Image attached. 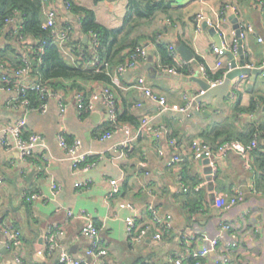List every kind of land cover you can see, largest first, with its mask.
Segmentation results:
<instances>
[{"label": "crops", "instance_id": "0c3cea01", "mask_svg": "<svg viewBox=\"0 0 264 264\" xmlns=\"http://www.w3.org/2000/svg\"><path fill=\"white\" fill-rule=\"evenodd\" d=\"M65 1L51 0L49 5L42 7L40 16L43 22L49 8L56 11L58 29L54 39L66 62L76 66L79 59L72 46L60 42L59 34L64 31L61 27L70 24L72 38L78 42L75 45L77 49L89 46L90 41L83 42L86 35L67 10ZM69 1L91 10L96 22L109 30L120 29L128 12V0ZM165 1L170 5L167 13H158L152 20H142L130 36V39H136L147 47L146 58L123 73L114 69L111 78L110 89L117 99L119 113H127L138 122L142 117L152 119L149 131L138 137L134 135L136 126L123 122L130 128V147H114L125 138L122 133L107 140L99 139L98 134L107 126L106 111L100 103L93 112L82 117L74 104L73 94L69 93L63 95L67 105L64 114L59 113L58 100L53 98L48 101L47 112L42 114L22 104L12 107L9 101L14 93L0 90V131L5 125L24 118L26 132L42 135L45 144V148L37 149L29 160L31 162L23 160L16 151L5 152L0 146V264H59L60 252H67L75 258L84 257L90 241L81 235L83 220L75 218L81 213L88 214L100 230L99 243L107 250L106 264H174L172 257L175 253L187 254L182 236L189 239L187 244L191 253L202 248L208 250L204 264H224L220 259L225 255L228 256L226 264H264V188L258 184L254 186L253 172L245 167L240 155L230 153L213 160H195L187 156L179 165L171 166L172 148L167 138L154 139L151 134L155 127H167L188 150L192 140L201 141L206 137L209 140L214 129L231 121L236 107H248L252 98L264 99V77L261 73L254 82L251 81L252 76L235 78L230 86V95L224 99L208 97L192 102L186 112L181 111L185 105L183 93L196 95L202 90L197 80L208 82V78L199 71L200 64L205 66L209 79L220 71L225 74L228 69L227 55L213 52L212 45H217L208 28L203 27L204 23L222 35L226 47L231 43V31L238 25L244 34L242 49L247 66L260 69L264 64V0ZM199 15L201 20L197 18ZM8 27L16 28L12 23ZM155 35L170 49L176 50V45L181 43L191 51L189 61H185L177 51L173 57L177 67L190 68L189 74L179 75L164 70L163 61L151 40ZM4 43L5 32L2 30L0 49ZM16 48L24 54L31 48V41L23 40L16 44ZM126 52L128 49L122 54ZM235 58L239 63L237 53ZM218 61L222 64L220 67L217 66ZM136 85L149 87L164 96L167 100L165 110L144 97ZM87 86L95 90L104 85L89 83ZM263 104L259 102V111ZM260 115L238 116L234 125L240 127L241 122H249ZM60 133L68 143L79 139L81 150L90 154L89 160L94 166L73 169L65 152L58 146L56 137ZM183 168V175L201 180L198 187L205 191L207 202L203 210L190 213L182 204L185 199ZM51 180L61 186L56 202L25 200L24 194L49 196ZM82 180L88 181L87 185L76 188ZM109 180L118 182L119 195H110ZM236 187L243 190L242 200L224 209L223 204L233 196ZM197 190L196 187L191 189L192 192ZM122 202L134 206L139 223L147 221V204L154 205L160 215H171L172 232L159 241L146 235L142 241L129 244L124 218L131 211L120 208ZM69 211L74 216H68ZM223 222L231 224L239 239L238 247H227L229 234L223 235L217 248L211 246ZM8 226L19 231L18 246H8L9 235L5 230ZM50 232L57 247L48 253ZM86 259L92 260L90 257Z\"/></svg>", "mask_w": 264, "mask_h": 264}, {"label": "trees", "instance_id": "16d2710c", "mask_svg": "<svg viewBox=\"0 0 264 264\" xmlns=\"http://www.w3.org/2000/svg\"><path fill=\"white\" fill-rule=\"evenodd\" d=\"M65 5L67 10L76 19L81 32L88 36L90 41V45L82 49L75 48L78 42L73 40L72 34L69 40L66 41V43L72 46L75 56L79 59V63L76 66H72L66 62L61 54L59 45L54 39L56 35L52 34L51 29L43 27L40 16L43 6L40 0H0V32L2 30L5 32V43L3 49H0V79L2 77L6 78L5 82H1L0 84L2 89L13 90L17 81V78L14 76L15 72L26 66L30 70L29 80L40 86H46L54 91H59L63 95L81 93L87 96L93 91L91 88H88L87 84L89 83H100L104 85L103 87L110 89L114 69L127 63L135 49L142 46L138 40L130 39L134 29L142 20H152L158 13H167L170 6L165 0H128V12L123 26L120 29L109 30L96 22L94 13L91 10L76 5L69 0L65 1ZM225 7H222L221 12H224ZM168 21L170 22L171 20L168 19ZM11 23L16 28L8 27ZM67 28H70V24L61 27V31H66ZM92 34L96 35L99 42V46L95 52L100 60L95 64L89 63L94 56L91 40ZM157 39L158 35L151 38L163 61L162 65L165 66L164 68H174L177 72L189 74L190 68L177 67L173 60L171 49L168 45L160 43L161 41L159 42ZM23 40H30L31 48L26 53L21 54L17 50L16 44H19ZM125 49H128V52L122 54V51ZM104 62L108 64L107 67L104 66ZM223 74L224 71H220L212 76V78L210 77V80H217ZM207 78L209 79L208 75ZM110 91L112 92L111 89ZM17 100L13 104V107L27 103L28 109L36 111L41 105L48 102L37 91L30 89L19 94ZM259 102L263 103L264 99L252 98L248 107H236L232 116L233 119L214 129L210 136L211 138H209L210 142L208 137L203 140L201 139V141L214 149L223 142L236 141L247 144L256 136L258 138V147L251 153L253 183L256 187L258 184V187L264 188V145H262V142H264V114H261L258 118L250 119L249 122H241L239 124L240 127L234 125L238 116L247 117L259 113ZM87 114L85 112L81 116L83 117ZM118 121L120 123L129 122L136 127L138 125L136 118L127 113L120 114L119 111ZM110 129L111 127L106 126L98 134V137L110 131ZM23 135L25 137L29 133L25 131ZM166 138L168 141L171 138H175L178 144L181 145L178 139L174 135H171L170 131ZM91 161L88 158L81 166L89 164ZM181 172V176L184 179L182 190L186 189V191L183 190L185 199L182 201V204L184 208L188 209L190 213L199 209L203 210V205L207 202L205 191L199 188L201 180H198L199 178L197 177H189L187 174L183 175L184 168ZM195 187L198 190L192 192L191 189L193 190ZM186 263L204 264V258H193L190 256L185 259Z\"/></svg>", "mask_w": 264, "mask_h": 264}, {"label": "built area", "instance_id": "2783aa9c", "mask_svg": "<svg viewBox=\"0 0 264 264\" xmlns=\"http://www.w3.org/2000/svg\"><path fill=\"white\" fill-rule=\"evenodd\" d=\"M42 6L49 5L51 0H40ZM225 12V9H224ZM222 12V14L224 13ZM198 20H201V16L199 15ZM57 16L56 11L52 8H49L46 12L45 20L43 21V27L52 30L53 35H57ZM72 31L70 28H67L66 31H63L59 34L60 42H66L69 40ZM231 43L228 47H226L222 42V47L218 48L215 45H212V50L215 53H220L230 50L234 54L237 53L238 50V41L244 38V34L240 33V38L236 37V31H231ZM221 37L222 35L219 34ZM159 38V36H158ZM223 38V37H222ZM92 46L94 49V56L90 64H95L100 60L99 56L95 52L99 46L98 39L96 35H91ZM176 50L171 48V54L175 57ZM147 56V47L141 46L135 49L134 53L130 55L129 61L124 65L117 68L119 73H123L126 70L134 67L136 63L142 59H145ZM107 63L104 62V66L107 67ZM222 64L220 61L217 62V66L220 67ZM199 71L202 75L207 78V71L203 64L198 66ZM262 76L264 77V64L260 67ZM170 73L174 74H182L177 72L174 68H166L164 69ZM29 67L26 66L22 69H19L15 72L14 76L17 78L16 84L11 90L14 93V97L9 101V104L13 107L18 100L19 94L24 93L27 89L37 91L41 97H45L48 101L50 99H56L59 103V113L62 115L66 110V103L63 97V94L59 91H54L46 86H40L35 82L28 79L29 77ZM6 78L2 77L0 79L1 82H5ZM223 81V77L217 80L208 79V83L211 86H215L221 84ZM33 82V83H32ZM136 88L141 91V94L144 97H147L151 101L157 103L161 109L165 110L167 107V100L164 96L159 95L157 92L153 91L151 88L136 85ZM2 87L0 86V90ZM204 94L203 90H200L196 95H188L187 92H184L182 98L185 100V105L181 109L182 112H186L189 105L196 100L198 96ZM73 101L78 111V114L81 116L83 113H91L95 110L97 103H100L104 106L106 115H107V126L111 127L110 131L105 132L101 136H99L100 140L110 139L113 135L117 133L124 134L125 138L121 143L114 146L116 149H123L130 147L132 136L130 134V128L123 123L118 121V107L114 94L110 91V89L106 87H100L93 90L89 95L84 96L81 93H76L73 95ZM27 107V103H23ZM48 110V102L44 103L37 109L38 112L44 114ZM152 122L151 117H142L139 119L138 125L136 127V137L140 136L144 131L148 130V125ZM26 131V120L24 118L17 120L14 123H10L5 125L0 131V146L5 152L16 151L19 153L20 157L23 160L29 161L30 158L34 155L37 149L45 148L44 137L38 133L31 132L29 135L25 136L23 133ZM149 131V130H148ZM151 134L154 139L160 138L161 136H168L169 129L163 126L155 127L151 130ZM58 146L65 152L66 158L69 160L73 169H78L81 167L83 163H85L90 154L81 150L82 143L79 139H75L72 143H68L61 133L56 137ZM170 147L172 148V155L169 162V165L175 166L179 165L187 156L192 157L195 160H213L216 157H225L230 153H235L240 155V157L244 160L245 167L252 171V158L251 153L258 147V138L256 136L247 143L243 144L240 142L232 141V142H223L216 146V148H211L200 140H192L189 144L188 150H185L182 145H179L177 140L171 138L168 141ZM31 162V161H29ZM85 167H93L94 164H86L83 165ZM216 172V170H214ZM214 172V173H215ZM86 180L79 181L76 184V188H83L87 185ZM110 184V195L117 196L120 193V187L118 182L115 180H109ZM253 184V183H252ZM251 184V185H252ZM253 186V185H252ZM186 191V189H184ZM61 191V186L58 185L54 180H51L50 183V193L49 196L44 197L41 193H31L29 195L24 194V198L26 201L31 202L34 200H43L47 199L49 201H57L58 195ZM262 194L264 195V189L262 190ZM244 196L243 190L239 188H234L233 196L223 204L224 209H229L239 201L242 200ZM120 208L127 209L131 211L130 215L124 218V222L126 224V236L129 244L134 245L144 239L146 235H151L152 239L155 241L161 240L164 236L170 234L174 228L173 226V217L169 214L160 215L156 207L152 204L146 205V211L148 214L147 221L145 223H139V217L136 213H134V206L128 202H122L120 204ZM68 216H74L71 211H69ZM75 218H81L83 220V225L81 228V235L87 238L90 241V246L85 250L84 257H73L67 252H60L58 263L59 264H106L104 258L107 255V250L101 246L99 243V229L91 220L90 216L85 213H81L76 215ZM6 233L9 235L8 243L10 247L18 246L20 244V233L18 230L8 226L5 228ZM224 234H229L230 241L227 243V247L230 249L238 247L239 239L235 232L232 230V226L229 222H223L220 225L219 233L217 237L211 242V246L213 249L217 248L219 241L223 238ZM183 244L185 245V251L187 254L179 252L175 253L172 257L174 264H185V259L192 256L193 258H205L208 250L205 248L198 249L195 252L189 251V239L186 236H182ZM57 247L54 235L50 232L47 237V250L48 253L55 250ZM90 257L92 260L88 261L86 258ZM220 263L226 264L228 262V256L225 255L222 259H220Z\"/></svg>", "mask_w": 264, "mask_h": 264}, {"label": "water", "instance_id": "95a60500", "mask_svg": "<svg viewBox=\"0 0 264 264\" xmlns=\"http://www.w3.org/2000/svg\"><path fill=\"white\" fill-rule=\"evenodd\" d=\"M203 27L208 28L209 33L214 36L215 44L218 48H221L223 38L219 35L216 29L214 27H208V23H204ZM235 31L236 37L240 38L241 31L238 25H235ZM82 39L84 43L89 41L88 36H84ZM176 51L185 61H189L192 58L191 51L181 43H178L176 45ZM224 53L228 57V69L224 74L222 83L215 86H211L210 83H208L206 80L198 79L197 81L201 86L202 90L204 91V94L198 96L195 102H200L201 100L212 96H218L221 99H224L230 95V86L235 78L241 76H252L251 81L254 82L256 76L261 74V69L251 68L247 66V63L243 56L242 40L239 39L238 41L237 54L240 58L239 63L236 60L235 54L233 52H231L230 50H226L224 51ZM259 114H264V104L261 106Z\"/></svg>", "mask_w": 264, "mask_h": 264}, {"label": "rangeland", "instance_id": "374dc122", "mask_svg": "<svg viewBox=\"0 0 264 264\" xmlns=\"http://www.w3.org/2000/svg\"><path fill=\"white\" fill-rule=\"evenodd\" d=\"M73 98V97H72ZM191 143V142H190Z\"/></svg>", "mask_w": 264, "mask_h": 264}]
</instances>
